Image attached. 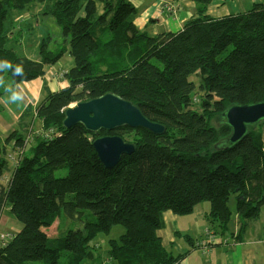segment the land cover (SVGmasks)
<instances>
[{"label": "trees", "instance_id": "trees-1", "mask_svg": "<svg viewBox=\"0 0 264 264\" xmlns=\"http://www.w3.org/2000/svg\"><path fill=\"white\" fill-rule=\"evenodd\" d=\"M96 1L0 0V58L25 69L23 79L0 73L9 77L0 100L8 94L5 87L43 77L66 53L74 61L64 75L67 86L55 92L45 85L39 103L27 105L13 131L0 135V211L9 207L22 225L8 240L1 238L0 264H83L92 258L97 236L115 225L125 228L109 242L116 264H180L187 255L173 254L158 235L165 212L185 216L208 202L209 221L226 229L235 196L241 233L260 220L264 121L232 145L223 114L235 104L264 101V5L215 18L208 14L213 0H190L198 14L181 30L149 35L134 22L132 0H107L101 15ZM42 7L63 42L56 49L43 42L37 60L8 46L6 24L15 16L21 33L29 23L18 15L34 17L31 12ZM200 91L204 99L196 109ZM108 93L138 105L165 133L64 126L70 106ZM210 101L221 116L217 127L206 114ZM103 134L121 136L136 151L106 168L93 146ZM60 217L80 224L51 234L48 228Z\"/></svg>", "mask_w": 264, "mask_h": 264}, {"label": "crops", "instance_id": "crops-1", "mask_svg": "<svg viewBox=\"0 0 264 264\" xmlns=\"http://www.w3.org/2000/svg\"><path fill=\"white\" fill-rule=\"evenodd\" d=\"M228 1L213 0L208 7V14L215 18L229 14L227 9L223 7V5L228 4ZM241 1L245 6L248 3V0ZM132 3L138 10V14L134 19L135 24L149 35L181 30L191 18L197 16L199 9L198 4L190 0H132ZM252 3H254L253 0H250L249 7ZM102 4L104 10L103 0ZM98 5L99 2L96 1V9ZM169 6H174L176 8L175 12H170L167 9ZM65 55L69 56L68 53ZM40 58L39 54L38 57L33 59L40 60ZM60 62L61 60L58 64ZM68 69L69 67L66 65L57 67L56 64L47 67V73L43 77L22 83L20 90L24 94L23 101L26 100L24 108L29 104L36 106L39 103L44 95L45 85H48L55 92L66 87L68 84L64 77L66 72L62 73V70L67 71ZM62 74L63 77L59 78V75ZM51 82L55 86L51 85ZM0 106L3 113L7 112L6 114H10L13 118L8 122L3 119L8 126L6 130L1 131L5 137L13 131L24 108L13 111L2 99L0 100ZM0 116L2 115L0 114ZM4 117L7 116L4 115ZM209 213L210 205L200 203L190 214L185 216L176 215L172 211L163 214V226L158 231V235L163 244L173 254L187 255V260H183L180 264H198L199 259H194L197 251H202L204 255L209 256L206 260H203V264H264V217L262 218L264 206L261 210L259 222L243 233L240 232L237 213H235V216L233 213L232 220L226 229L211 223L208 218ZM13 218L7 207L5 210L0 211V249L3 242L1 239L2 234L10 233L9 230H16V223ZM185 219H187V224L183 227L182 220ZM196 224L198 225V232L195 237L190 233H194L193 228Z\"/></svg>", "mask_w": 264, "mask_h": 264}, {"label": "water", "instance_id": "water-1", "mask_svg": "<svg viewBox=\"0 0 264 264\" xmlns=\"http://www.w3.org/2000/svg\"><path fill=\"white\" fill-rule=\"evenodd\" d=\"M223 118L231 128L227 142L235 145L247 136L250 127L264 121V101L232 105L225 111ZM63 124L67 129L81 124L87 131L94 133L112 132L126 127L142 128L157 135L166 131L164 125L148 119L138 105L114 93L70 106L65 111ZM93 146L100 161L109 169L114 168L124 155H132L136 151L134 144L118 135L97 138Z\"/></svg>", "mask_w": 264, "mask_h": 264}, {"label": "rangeland", "instance_id": "rangeland-1", "mask_svg": "<svg viewBox=\"0 0 264 264\" xmlns=\"http://www.w3.org/2000/svg\"><path fill=\"white\" fill-rule=\"evenodd\" d=\"M97 1L99 2L98 8H97V14L101 15L104 12L102 0H97ZM103 1L105 3V1H107V0H103ZM217 1H221V0H217ZM249 2H250V0H248V3L245 6V4H243V2L241 0H229L228 4L223 5V7L225 9H227L228 13H233V12H243V11L250 10V7H253L254 5H257V4L264 5V0H253L254 3H252L250 5V7H249ZM37 10H38V8L34 9L31 12V14L35 15L34 17H30V13L18 15L19 19H24V18L28 19L27 21H25V23H29L28 26L26 27V29H24L21 33H19V27L17 26L18 23L16 22L15 16H12L10 23L6 24L7 31L11 33L10 34L11 40H10L8 46L16 49L20 55H24V56H27L29 58H35V57L39 56V54L41 53V50H40L41 44L43 42H45L49 46L50 49H52V48L56 49L57 47L60 46L59 44L61 42H63V40L59 39V36H58L59 32L56 29V25L53 23L52 24L49 23L50 20L47 17L48 15H46L44 13L45 12L44 8L42 7L43 11L41 13H37ZM23 15H24V17H23ZM12 24H14V25H12ZM48 38H51V40H49ZM71 61H72V63H71ZM62 65H66L67 67H69V69L67 71L62 70V73L68 72L70 70V68H72L71 66L74 65V61L72 60V58L70 56L65 55L62 57L61 62L59 64L57 63V67H61ZM191 79L193 81H195L196 83H198L200 80L199 77L196 75H192ZM4 80H5V84H6V82L9 80V77L6 76L4 78ZM51 85L55 86L52 82H51ZM8 95L9 94L4 95L2 100L7 106L12 108L13 111H19V110H22L24 108L26 100H24L22 103H11V102H8V100H7ZM203 99H204V95H202V92L200 91L195 96V101L193 102L196 109H200L199 105ZM209 105H210L209 107H211V108L206 112V114L208 116V119H209V122L211 123V125L217 127L218 124L221 122V119H220L221 116L217 115V113L215 112V110L213 108L214 107L213 101H210ZM1 113L3 116L6 115L9 120L13 119L10 114H6L7 112L3 113V110H2ZM6 128H8V126L3 121L2 116H0V135L3 138L8 136V135H6L4 137L3 133L1 132L2 130H6ZM37 130L38 129H34L31 132V136L29 137L31 139L32 143L35 140L33 136L36 134ZM104 136H108V135L103 134V135H99L98 137H104ZM132 136L134 137L135 134L128 136L127 140L131 139ZM30 145H31V142L28 145V147ZM59 174H58L59 176H64V175L66 176L67 171L66 172L61 171ZM236 202H237L236 197L232 196L230 201H229V206H230L231 210L233 211L234 216L236 213ZM203 204L209 205L208 202H203ZM8 209H9V207H8ZM263 217H264V213L262 215V218ZM13 219L16 223V230H9L10 233H8V234L17 233L22 228L21 223L18 222L15 218H13ZM72 222L75 225L70 223L66 218L60 217L52 227L48 228V230L50 231L51 234H57L59 231L65 229L67 226L76 227L80 224V222L77 220L76 221L72 220ZM186 224H187V219L182 220V226L185 227ZM231 224L233 225V222ZM193 232L194 233H190V234L194 235L196 237L197 236L196 233L198 232V225L197 224L194 226ZM124 233H125V228L123 226L115 225L112 227L110 233L99 234L97 236V238L92 243L93 244L92 258L87 259L86 261L83 262V264H116V261L114 259H112L110 256L111 246H109V242L113 239L119 240L120 236ZM208 257L209 256L204 255L202 253V251H197L196 255L194 256V259H199L198 264H203V260H206ZM186 260H187V258L184 259V261H186ZM27 264H44V263H43V261H33V262H28Z\"/></svg>", "mask_w": 264, "mask_h": 264}, {"label": "clouds", "instance_id": "clouds-1", "mask_svg": "<svg viewBox=\"0 0 264 264\" xmlns=\"http://www.w3.org/2000/svg\"><path fill=\"white\" fill-rule=\"evenodd\" d=\"M11 71L14 76L23 79L25 76V69L22 64H13L6 58H0V73ZM5 86V80L3 76H0V87ZM5 91L9 94L7 97L8 102L22 103L24 99L23 91L20 90L19 84L15 88L11 86L5 87Z\"/></svg>", "mask_w": 264, "mask_h": 264}, {"label": "built area", "instance_id": "built-area-1", "mask_svg": "<svg viewBox=\"0 0 264 264\" xmlns=\"http://www.w3.org/2000/svg\"><path fill=\"white\" fill-rule=\"evenodd\" d=\"M13 160H14V159H13ZM1 238H2V239H9V238H11V235H9V234L2 235Z\"/></svg>", "mask_w": 264, "mask_h": 264}]
</instances>
